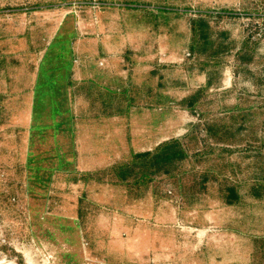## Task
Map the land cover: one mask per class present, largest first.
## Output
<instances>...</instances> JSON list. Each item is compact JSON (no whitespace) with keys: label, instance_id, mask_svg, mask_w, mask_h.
<instances>
[{"label":"rangeland","instance_id":"rangeland-1","mask_svg":"<svg viewBox=\"0 0 264 264\" xmlns=\"http://www.w3.org/2000/svg\"><path fill=\"white\" fill-rule=\"evenodd\" d=\"M0 264H264V0H0Z\"/></svg>","mask_w":264,"mask_h":264},{"label":"crops","instance_id":"crops-1","mask_svg":"<svg viewBox=\"0 0 264 264\" xmlns=\"http://www.w3.org/2000/svg\"><path fill=\"white\" fill-rule=\"evenodd\" d=\"M184 99L182 100L185 101ZM181 103L182 102H180V105ZM186 154L185 145L181 138H168L157 142L151 149H146L140 152H131L132 163L130 168L133 169L139 165L141 169L140 171H144V174L148 176L145 177V182L134 185V187H138L142 190V186H144L143 184L156 182L157 180L170 175L175 170H178L185 162L187 158ZM150 191L152 190L150 189Z\"/></svg>","mask_w":264,"mask_h":264},{"label":"trees","instance_id":"trees-1","mask_svg":"<svg viewBox=\"0 0 264 264\" xmlns=\"http://www.w3.org/2000/svg\"><path fill=\"white\" fill-rule=\"evenodd\" d=\"M188 101H191V100L189 99ZM184 102H186V100H185ZM138 166H139V165H138ZM144 173H145V172H144ZM144 173H143V174H144ZM145 177H147L146 174H144L143 178L145 179ZM144 179H143V180H144ZM227 193L232 194V195L234 194V192H233L232 189H231V190H228Z\"/></svg>","mask_w":264,"mask_h":264}]
</instances>
